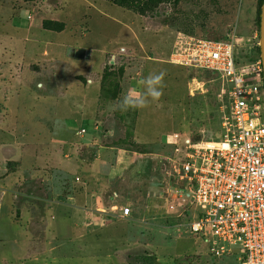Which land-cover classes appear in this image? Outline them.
I'll return each instance as SVG.
<instances>
[{"label": "rangeland", "instance_id": "374dc122", "mask_svg": "<svg viewBox=\"0 0 264 264\" xmlns=\"http://www.w3.org/2000/svg\"><path fill=\"white\" fill-rule=\"evenodd\" d=\"M13 1L33 5L31 16L42 21L40 32L21 31L30 14L0 0V37L22 39L25 43L10 44H20L18 50H22L21 44L33 48L25 54L29 60L24 63L29 68L30 91L64 100L73 87L82 89L83 93L77 94L80 97L91 84L100 88L97 102L107 105L109 114L100 128L104 139L98 146L108 155L102 156L104 162L97 172L113 185L106 187L103 211H99L103 216L84 218L82 212L76 225L60 228L55 238L51 228L46 229L45 235H39V245H25L21 242L25 236L15 233V227L23 226L21 216L12 219L10 226L12 220L4 214L0 218V264L229 263L212 256L201 237L186 231L188 212L174 213L169 210L170 203L162 200L171 162L178 157L167 138L180 133L195 141H216L222 135L220 82L209 73L170 64L169 59L177 36L185 33L215 40L235 39L240 60L253 62L260 57V0ZM34 40H39L38 46ZM76 49L90 51L91 58H73ZM160 72L165 77L159 101L142 109L120 110L125 93L143 91L139 81ZM8 78L3 74L0 80ZM25 101L33 104L30 99ZM73 121L70 128L77 127ZM5 125L0 123V199L19 190L38 195L42 187L31 181H23L22 187L18 183L19 189L2 181L7 169L15 172L21 163L22 155L14 156L11 147L22 152L31 141L17 133V126L7 132ZM85 126L93 128L92 123ZM76 134L80 136L83 131ZM62 147L65 158L93 159V148L80 149L77 155L67 144ZM29 152L30 158L40 154ZM67 165L76 175L74 161ZM77 178L61 176L67 194L84 190ZM95 180L83 181L95 185ZM60 196L64 201V195ZM117 204H127L132 217L137 214L140 219L112 215Z\"/></svg>", "mask_w": 264, "mask_h": 264}, {"label": "built area", "instance_id": "2783aa9c", "mask_svg": "<svg viewBox=\"0 0 264 264\" xmlns=\"http://www.w3.org/2000/svg\"><path fill=\"white\" fill-rule=\"evenodd\" d=\"M237 49L235 39L185 33L174 42L170 64L220 82L222 135L216 141L180 133L167 138L178 157L162 200L174 213L188 212L186 231L201 237L215 258L264 264V68L261 58L241 61ZM112 215L129 219L133 212L118 205Z\"/></svg>", "mask_w": 264, "mask_h": 264}, {"label": "crops", "instance_id": "0c3cea01", "mask_svg": "<svg viewBox=\"0 0 264 264\" xmlns=\"http://www.w3.org/2000/svg\"><path fill=\"white\" fill-rule=\"evenodd\" d=\"M7 3L12 9L16 6L19 11H26L28 15L35 8L31 4L20 1L18 3V1L7 0ZM41 22L37 16L30 14L27 21L23 22L24 28L16 29L35 34L40 32ZM16 41L20 42L22 39L0 37V59L2 61L0 77L3 74L9 76L6 81L0 80L2 83L0 88L3 90V93H1L2 90L0 91V123L6 124L5 131L7 132L10 131V128L17 126V133L31 141L26 143L28 149H22V152L18 151V148L11 147L14 156L22 155L21 163L15 172H10L7 169L2 181L9 186L12 185L14 189H19L18 186L22 187L23 181L28 180L42 187V190L38 195L22 193L21 190L17 191L19 193L3 195L0 199V203H4V206L0 207V218L4 214L11 220L21 216L23 226L15 227V233L24 235L23 240L25 241L21 242L30 246L40 244L39 235H45L46 229L51 228V236L55 238V234L60 228L76 225L82 212L84 218L93 217V215L103 216L99 211H103L101 205L105 203L106 187H110L113 183L111 184L110 180L105 179L102 174L97 172V167L102 166L104 162L102 156L108 155V152L101 149L98 144L104 139L101 135L104 132L100 128L106 122L109 110L107 105L97 102L100 92L97 84H91L86 88L84 97L77 96L82 89L73 87L70 90L71 94L64 95V100L61 96L57 98L47 95L45 92L41 95L32 93L28 81L29 68L24 66V63L25 60H29L26 55L33 48L27 44H21L22 50H18L20 44L10 45ZM32 43L37 45L39 40H34ZM29 99L33 101L32 105L31 101L29 104L26 103L25 100L29 101ZM72 120L77 127H69ZM31 122H34V125H30ZM90 123L93 124L92 130L85 126ZM29 129H31V134H29ZM39 131L41 134H35ZM80 131H83V134L78 136L76 133ZM35 141H38L37 146ZM31 144L34 146L29 149ZM63 144H67L68 149L77 155L80 149L93 148V159L65 158L63 157ZM29 151L32 154L35 152L40 154L36 158H30ZM72 160L78 171L76 175L71 174L70 166L67 165ZM78 175L82 177H78ZM61 176H65L67 179L78 177L80 179L78 182H83L84 190L76 194H67L63 182L60 181ZM83 177L84 179L94 177L95 185L84 183ZM60 195H64V201L59 200ZM10 204H14V206ZM118 205L121 204L113 205L112 209L114 210V207ZM129 219L139 220L140 218L136 214L134 218ZM13 223L12 220L10 226ZM52 240L55 241V239ZM16 241L15 243L19 244V241Z\"/></svg>", "mask_w": 264, "mask_h": 264}, {"label": "clouds", "instance_id": "9594fccd", "mask_svg": "<svg viewBox=\"0 0 264 264\" xmlns=\"http://www.w3.org/2000/svg\"><path fill=\"white\" fill-rule=\"evenodd\" d=\"M165 73L150 74L146 78L139 81L143 91L129 90L124 94L120 101L119 108L121 111L129 109H142L148 106L150 102L159 101L163 95V81ZM42 87V85H37Z\"/></svg>", "mask_w": 264, "mask_h": 264}, {"label": "water", "instance_id": "95a60500", "mask_svg": "<svg viewBox=\"0 0 264 264\" xmlns=\"http://www.w3.org/2000/svg\"><path fill=\"white\" fill-rule=\"evenodd\" d=\"M72 57L84 60V59H90L91 58V52L84 50V49H76L72 51ZM260 58L263 63L264 68V3L261 9V17H260Z\"/></svg>", "mask_w": 264, "mask_h": 264}, {"label": "trees", "instance_id": "16d2710c", "mask_svg": "<svg viewBox=\"0 0 264 264\" xmlns=\"http://www.w3.org/2000/svg\"><path fill=\"white\" fill-rule=\"evenodd\" d=\"M24 1H26V2H31V1H34V0H24ZM263 3H264V0H260V4H259V16L261 17V8H262V6H263ZM258 26H259V31H260V18H259V24H258ZM258 55L260 56V54L258 53ZM260 57H258L257 59H255V60H253V62L254 61H256V60H258Z\"/></svg>", "mask_w": 264, "mask_h": 264}]
</instances>
